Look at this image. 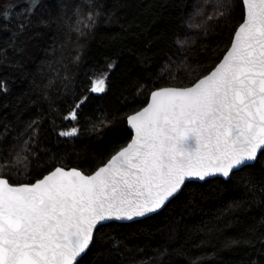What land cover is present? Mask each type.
<instances>
[{"label": "trees", "instance_id": "16d2710c", "mask_svg": "<svg viewBox=\"0 0 264 264\" xmlns=\"http://www.w3.org/2000/svg\"><path fill=\"white\" fill-rule=\"evenodd\" d=\"M28 3L0 0V165L14 185L95 172L131 141L125 117L209 74L245 16L243 0H39L30 16ZM99 76L106 90L91 93ZM78 264H264V156L187 183L152 217L99 227Z\"/></svg>", "mask_w": 264, "mask_h": 264}, {"label": "snow or ice", "instance_id": "6c2138e0", "mask_svg": "<svg viewBox=\"0 0 264 264\" xmlns=\"http://www.w3.org/2000/svg\"><path fill=\"white\" fill-rule=\"evenodd\" d=\"M38 3L29 0V16ZM243 5V23L218 66L193 86L151 91L147 106L125 117L131 142L93 174L55 167L14 185L0 165V264H78L98 226L155 213L187 181L227 179L264 156V0ZM105 87L97 79L89 91ZM83 102L65 119L76 120Z\"/></svg>", "mask_w": 264, "mask_h": 264}, {"label": "water", "instance_id": "95a60500", "mask_svg": "<svg viewBox=\"0 0 264 264\" xmlns=\"http://www.w3.org/2000/svg\"><path fill=\"white\" fill-rule=\"evenodd\" d=\"M244 8H245V6H244ZM245 15H246V9H245ZM244 18H245V16H244ZM242 23H243V22H242ZM233 38H234V37H233ZM229 49H230V47H229ZM229 49H228V50H229ZM226 54H227V52L225 53V55H226ZM222 59H223V58H222ZM222 59H221V61H222ZM221 61H220V62H221ZM220 62H219V63H220ZM219 63H218V64H219ZM218 64H217V66H218ZM214 69H215V68H214ZM214 69H213V70H214ZM213 70H212V71H213ZM210 73H211V72H210ZM210 73H209V74H210ZM207 75H208V74H207ZM202 78H203V77H202ZM197 82H198V81H197ZM193 85H194V84H193ZM193 85H191V86H193ZM189 87H190V86H189ZM157 90H158V89H157ZM149 101H150V99H149ZM149 101H148V102H149ZM146 106H147V105H146ZM146 106H145V107H146ZM128 127H129V126H128ZM129 129L132 131V133H133V137H134V135H135L134 131H133L130 127H129ZM133 137H132V138H133ZM130 142H131V141H130ZM130 142H129V143H130ZM115 154H116V153H115ZM115 154H114V155H115ZM107 162H108V161H107ZM107 162H106L104 165H102L101 167L105 166V165L107 164ZM255 162H256V161H255ZM255 162H252L251 165L255 164ZM245 167H247V166H245ZM99 168H100V167H99ZM99 168H98V169H99ZM243 168H244V167H243ZM65 169L67 170V169H71V168H65ZM98 169H97V170H98ZM241 169H242V168H241ZM241 169H239V170H241ZM239 170H233V173H234V172H237V171H239ZM93 173H94V172H93ZM93 173H91V174H93ZM233 173H232L227 179H225V178H223V177H221V176H213V177H208V178H206V179L203 180V181H200V180H198V179H194V180H191V181H187V182L185 183V185H186L187 183H190V182L204 183L205 181H208V180H211V179H216V178H221V179H223V180H229V179L231 178V176L233 175ZM47 174H49V173H47ZM47 174H46V175H47ZM85 174H86V173H85ZM86 175H88V174H86ZM42 178H43V177H42ZM9 182H10V181H9ZM35 182H36V181H35ZM29 184H30V183H29ZM17 185H19V184H17ZM185 185L182 187V190L184 189ZM182 190H181L176 196H178V195L182 192ZM176 196H175V197H176ZM175 197L171 198V199H170V200H169V201H168V202H167V203H166L161 209H159L157 212H155V213H151V214H148V215L145 216V217L134 218L132 221H109V222H107V224L112 223V222H116V223H132V222H135V221L144 220V219H146V218L152 217V216H154L155 214H158L159 212H161V211H162V210H163V209L169 204V202H170L171 200H173ZM99 227H100V226L97 227V230H98ZM97 230H96V231H97ZM96 231L94 232V236H95ZM94 236H93V241H94ZM93 241H92V243H91L89 249L91 248V246H92V244H93ZM89 249H88V250H89ZM88 250H87V252H88ZM87 252H86V253H87ZM83 256H85V254H84ZM83 256H82V257H83ZM81 259H82V258H79V259H78V262H79Z\"/></svg>", "mask_w": 264, "mask_h": 264}, {"label": "rangeland", "instance_id": "374dc122", "mask_svg": "<svg viewBox=\"0 0 264 264\" xmlns=\"http://www.w3.org/2000/svg\"><path fill=\"white\" fill-rule=\"evenodd\" d=\"M102 78H103V79H105V77H104V76H99V77L95 78V79H94V81H95V80H97V79H102ZM105 86L107 87V84H106V79H105ZM106 87H105V90H106ZM99 94H100V93H99ZM64 131H65V132H67V131H71V129L64 130Z\"/></svg>", "mask_w": 264, "mask_h": 264}, {"label": "bare ground", "instance_id": "6f19581e", "mask_svg": "<svg viewBox=\"0 0 264 264\" xmlns=\"http://www.w3.org/2000/svg\"><path fill=\"white\" fill-rule=\"evenodd\" d=\"M179 87H181V86H179ZM81 105V104H80Z\"/></svg>", "mask_w": 264, "mask_h": 264}]
</instances>
